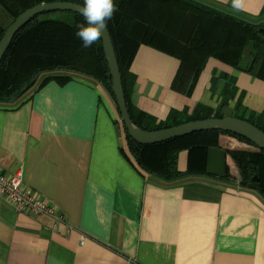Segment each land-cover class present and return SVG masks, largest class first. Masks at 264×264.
Here are the masks:
<instances>
[{
	"label": "crops",
	"instance_id": "obj_1",
	"mask_svg": "<svg viewBox=\"0 0 264 264\" xmlns=\"http://www.w3.org/2000/svg\"><path fill=\"white\" fill-rule=\"evenodd\" d=\"M264 26V0H195ZM180 60L147 44L130 66L131 103L158 120L222 106L228 77L237 99L264 112V80L209 57L196 79ZM38 84L17 104L0 103V168L24 181L56 214L18 211L0 195V264H264V196L215 176L232 174L226 149L205 162L180 152L191 173L166 181L143 173L124 153L127 139L104 83L79 73ZM222 75H227L222 78ZM214 77L216 79L214 84ZM44 78V77H43Z\"/></svg>",
	"mask_w": 264,
	"mask_h": 264
},
{
	"label": "trees",
	"instance_id": "obj_2",
	"mask_svg": "<svg viewBox=\"0 0 264 264\" xmlns=\"http://www.w3.org/2000/svg\"><path fill=\"white\" fill-rule=\"evenodd\" d=\"M69 1L83 5L84 0H0V41L14 20L25 10L43 2ZM117 11L107 22L119 61L127 106L132 120L140 128L153 131L192 120L224 117L223 108L238 95L235 80L228 77L222 106L216 110L199 105L190 116L171 111L166 120L136 108L130 99L128 79L137 49L147 44L180 60V73L196 79L209 57L225 62L264 80V32L261 25L247 22L195 0H114ZM68 18L52 13L37 16L15 36L0 65V103L17 104L34 81L47 74L40 86L56 79L66 81L79 73L105 84L115 103L110 69L102 38L84 48L76 36L81 14L63 12ZM227 75H222L226 78ZM216 79L214 77V84ZM117 106V103H116ZM118 109V106H117ZM119 112V109H118ZM237 99L234 116L264 131V112L259 115ZM120 114V112H119ZM121 117V114H120ZM127 145L124 153L145 174L173 181L191 173L178 168L180 152L187 150L190 161L205 162L208 148L226 149L232 174L215 176L259 191L264 196V149L240 135L220 131L196 132L156 144H140L132 139L125 125Z\"/></svg>",
	"mask_w": 264,
	"mask_h": 264
},
{
	"label": "water",
	"instance_id": "obj_3",
	"mask_svg": "<svg viewBox=\"0 0 264 264\" xmlns=\"http://www.w3.org/2000/svg\"><path fill=\"white\" fill-rule=\"evenodd\" d=\"M82 6L83 5L81 4L69 1L43 2L22 12L9 26L0 41V65L16 34L34 18L42 14L55 12H74L80 14L79 8ZM102 41L105 56L110 69L109 76L112 79L113 93L121 114V120L125 125L129 136L136 142L145 145L156 144L191 135L196 132L220 130L245 137L256 144L259 148L264 149V131L254 124L236 116L192 120L179 125L153 131H147L140 128L132 120L127 106L119 61L108 27L103 33Z\"/></svg>",
	"mask_w": 264,
	"mask_h": 264
},
{
	"label": "built area",
	"instance_id": "obj_4",
	"mask_svg": "<svg viewBox=\"0 0 264 264\" xmlns=\"http://www.w3.org/2000/svg\"><path fill=\"white\" fill-rule=\"evenodd\" d=\"M0 195L11 201L16 209L35 216L56 214V209L24 181V173L18 170L6 173L0 168Z\"/></svg>",
	"mask_w": 264,
	"mask_h": 264
},
{
	"label": "clouds",
	"instance_id": "obj_5",
	"mask_svg": "<svg viewBox=\"0 0 264 264\" xmlns=\"http://www.w3.org/2000/svg\"><path fill=\"white\" fill-rule=\"evenodd\" d=\"M241 0H233V7L238 8ZM84 22L77 25L76 36L84 48H90L101 40L110 21L117 11L114 0H84L79 8Z\"/></svg>",
	"mask_w": 264,
	"mask_h": 264
},
{
	"label": "rangeland",
	"instance_id": "obj_6",
	"mask_svg": "<svg viewBox=\"0 0 264 264\" xmlns=\"http://www.w3.org/2000/svg\"><path fill=\"white\" fill-rule=\"evenodd\" d=\"M51 16L54 17V18H61V19L68 18V15L65 14V13H63V12H55V13H52ZM256 25H261V24H256ZM260 31H263L264 32V26L263 25H261V27H259V32ZM46 75H47L46 73L45 74H42L36 81H34L33 84L31 85V88H29L28 92L31 89H33L38 84V82L41 79H43V77L46 76ZM116 115L118 117L117 122L121 125V128L124 129L123 126H122V120H121V117H120V114H119L118 111H117V114Z\"/></svg>",
	"mask_w": 264,
	"mask_h": 264
}]
</instances>
